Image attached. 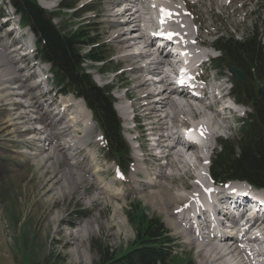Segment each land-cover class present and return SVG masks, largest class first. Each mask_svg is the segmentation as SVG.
<instances>
[{
	"label": "bare ground",
	"instance_id": "obj_1",
	"mask_svg": "<svg viewBox=\"0 0 264 264\" xmlns=\"http://www.w3.org/2000/svg\"><path fill=\"white\" fill-rule=\"evenodd\" d=\"M42 1L46 6H51L45 0ZM87 1L89 0L82 2V5ZM209 1L212 10L213 5H220L223 8L232 7L237 0ZM248 1L250 0H244L240 8L233 7L231 15L235 16L241 8L245 9ZM110 2L109 5L113 4L112 8L107 7L104 13L109 16L104 18L109 22L107 33L116 42L119 61L129 63L128 66L120 69L117 75L125 78L122 84L127 82L131 84L127 83L129 87L117 95L118 100H121V103L116 102L117 114L121 117L124 123L122 126L128 134H131L134 129L138 130V133L129 139L139 141L138 145L133 144L130 155V147L124 138L129 147L130 164L126 169L117 167V174L112 178L115 185L113 191L100 178L102 171H106V168L101 166L99 157L94 154V149L89 143L81 144V139L93 129V125L88 124L90 121L85 127H81V123H86L90 119L93 121L91 112L83 99L71 101L67 97L63 100L65 103L70 101L72 104V106L68 104L70 108H78L80 105L86 107L83 114L75 110L66 111V108L60 105L61 102L50 107L54 102L53 97H37L33 89L39 81L26 85L25 80L29 79L32 73L23 79L21 71L24 66L16 67V62L25 59L27 55L25 52H20L22 46L14 45L17 42L16 38L7 43L8 47H4L11 49L0 51V98L8 99L15 96L17 104L25 108L19 112L17 118L32 112L33 115L26 122L31 120L39 122V125L29 126L26 129L43 134L42 137L33 136L35 139L48 141V146L42 147L45 155L37 158L35 163L43 166V171L49 174L47 181H53L52 195L63 198L66 195L75 194L74 196L79 195L78 200H80L86 192V185L94 184L96 190L90 194L89 201L98 200L103 204L107 196L118 198L120 185L123 182L133 184L134 186L131 187L133 191L140 193L145 202L163 215L166 224L172 227L173 232L182 236L184 241L194 248L198 264H254L253 257L264 262L263 228H259L257 234L248 243L242 244L240 235L234 237V240L222 238V236L211 239L204 237L203 232L192 231L194 224L190 221L184 226V221L189 218L193 209L202 214V192L206 185L211 183V179L208 175V158L206 157L204 170L201 169L200 164L203 159L192 157L187 153L192 145L180 135H174L176 128L188 121L199 137L200 148L205 151L215 149L214 141L232 129L228 123L229 115L226 114V107H216L218 102L225 101V97H215L212 92L214 86H223L224 80L231 76L232 71L229 66L226 67L228 69L226 71L224 66L218 67L205 62V56L211 54L214 46L213 42L207 38L211 34L208 17L204 12L196 9L198 5L203 6L205 1L181 0L182 5L177 4L176 0H111ZM162 9L171 15H164ZM251 13L247 10L244 20L250 18ZM155 18L164 20L170 33L186 44L188 53L185 61L199 62L197 73L192 76L200 79L197 84L201 86L199 87L201 96H191L185 92L184 81L174 84L162 75L163 68L174 72L177 64L167 51L153 53L151 50V31L155 28ZM191 23L195 26L192 27ZM10 32L11 30L5 32L4 37ZM149 33L151 35H147ZM14 52H18L19 56L16 57ZM195 69L189 68L184 72L189 74L196 71ZM125 72H129V77L126 78ZM151 74H157L160 80L154 81L151 79ZM14 81V85L9 84ZM122 84L118 83L116 86ZM19 88L22 89L19 90ZM207 93L213 98L212 103L206 102ZM19 95L25 97V103L18 100ZM123 98L127 100L124 101ZM12 104H16V101ZM238 108L242 107L237 106L235 109L238 110ZM132 112L133 119L138 121L134 125L130 123ZM156 134L157 137L153 138L154 145L150 136ZM58 136L64 139L58 142L56 141ZM69 158L73 161L69 163L67 161L66 168L59 176L51 175L60 162H66ZM206 177L208 181H205ZM187 179H191V181L188 180L190 183ZM242 183L255 192L246 190L239 181L229 182L220 191L228 194L227 202L229 203L239 202L243 206L254 205L258 209L257 201L261 200L264 203V193L262 195L259 191L264 192V189H255L246 182ZM237 191L240 192L238 196L235 195L239 193ZM260 212L264 213L262 205ZM52 218L58 222L62 220L58 212ZM205 220L201 219L203 222ZM94 224L98 227L103 226L98 216H90L79 223L73 231L62 235L69 236L67 237L69 241L71 239L75 241L72 242L71 248L74 255L79 252V246L82 245L81 241L86 234L94 232ZM114 226L122 227L123 223L120 222ZM67 240L65 243H68Z\"/></svg>",
	"mask_w": 264,
	"mask_h": 264
},
{
	"label": "rangeland",
	"instance_id": "obj_2",
	"mask_svg": "<svg viewBox=\"0 0 264 264\" xmlns=\"http://www.w3.org/2000/svg\"><path fill=\"white\" fill-rule=\"evenodd\" d=\"M84 1L86 0H45L51 6H46L42 0H37L36 2L44 9L52 12L53 21L58 25L70 28L83 24L87 30L91 31L92 37L100 45L98 47L100 50L99 54L104 60L95 63L87 61L84 65L91 73L94 82L99 83L98 85L100 86L108 85L111 87L109 94L116 100L117 95L121 93L120 91H123V89H118L116 85L125 81L124 77L121 78L117 74L129 63L127 61H119V52L115 47L116 42L107 33L109 22L104 18H109V16L104 13L106 8L111 6V9L113 4L109 5L111 0H89L83 6L82 2ZM176 1L177 4L182 5L181 0ZM187 1L191 2V0ZM204 1V5H198L196 9L199 12H204L208 17L211 34L207 38L210 41L220 35L233 34L235 37L241 38L248 34L252 27L256 25L261 43H264V0L248 1L245 9L241 8L235 16L231 15L232 8L235 6L240 8L244 0H237L232 7L226 6L223 8L220 5H213L212 10L210 1ZM2 2L5 3V0ZM6 2L12 3L11 0ZM247 10L252 12L251 17L244 20ZM116 18L119 19L121 17ZM3 21L0 19V51L11 49L10 47L6 49L4 47H8L7 43L17 37L13 34L12 27H9V23L6 26V22ZM191 24L192 27L195 26V24ZM10 30L9 35L4 37V33ZM211 50L212 55H217V50ZM14 53L17 57L18 52ZM27 57L26 55L25 59L20 60L26 61ZM20 60L16 62V67H21L22 65L26 68V70L23 69L21 71V77L23 79L26 78L28 70L33 75L35 67L33 65L26 67ZM211 64H215L218 67L224 66L226 71L228 70L226 68L228 66L224 65L225 63ZM125 74L126 78L129 77V72H125ZM228 78L231 79L230 75ZM29 79L25 80V83L27 82L26 85L38 81ZM127 83H124L125 88L129 87L130 83ZM9 84L14 85L15 81ZM263 85L261 82L256 83L255 88L257 89ZM53 90H50L47 94V92L43 91L41 85L39 86L38 82L36 88L33 89V93H36L39 98H50L53 97ZM15 98V96H11L8 99L0 98V264H34L35 262H45L44 264H92L96 258V252L92 247V243L95 240L111 246L115 252H120L129 247L135 239L134 221L127 218L129 203H137L138 212L136 213L142 211L148 216L153 215L160 218L163 226L168 229L169 235L173 238V251L175 252L177 263L188 259L192 264H198L194 248L187 244L182 236L173 232L172 227L166 224L163 215L152 208L148 202H145L140 193L133 191L131 188L134 186L133 184L123 182L120 185L118 198L107 196L103 204L99 203L98 200L89 201L90 194L96 190L94 184L86 185V192L80 200H78L79 195L74 196L75 194L66 195L63 198L52 195L51 185L53 181H47L49 174L43 171V166H38L35 163L37 158L45 155L42 147H47L48 141L35 139L33 136L42 137L43 134L26 129L29 126L39 125V122L34 120L26 122L33 115L32 112L28 113L29 115L17 118L19 112L25 108L18 105ZM17 98L24 102L25 97L19 95ZM53 100L54 102L50 107L58 103V100L55 101L54 97ZM15 101L16 104L13 105L12 102ZM249 111L250 108L247 105H244L241 109L239 108L237 114L230 120V123H233L232 129L222 137L234 140L238 134L242 118L244 119ZM115 112L116 118L121 121L120 124L122 126L124 123L116 110ZM140 121H143V119H140ZM93 124L92 132L81 139V144H85L84 142L89 143L90 147L94 149V154L99 157L98 160L101 159L103 164L106 163V166H102L106 168V171H102L100 178L113 191L115 185L112 182V178L116 175L113 169L116 168L118 171V168L116 163L103 153L101 130L94 120ZM122 128L121 137L127 140L131 155V148L135 143L129 137L136 134L131 132H129L131 134H128L124 126ZM63 139V137L58 136L56 141L59 142ZM214 147L215 149H212L210 153V158L216 151V141ZM27 150H30V152L28 153ZM104 158L105 161H102ZM67 161L69 163L73 159L69 158L66 162H60L56 171L51 175L58 174L56 176H59L62 170L66 168ZM188 180L191 181V179H187V182L190 183ZM240 185L246 186L244 183ZM56 212L59 213V217L62 219L60 222L52 218ZM90 216H98L103 226L98 227L94 224V232L86 234L81 241L82 245L79 246L78 255H74L71 248L72 242L75 241L73 239L69 241L67 240L69 236L63 237L62 235L73 231L79 223H82ZM120 222L123 223L122 227L114 226L115 224H120ZM66 240L68 243H65Z\"/></svg>",
	"mask_w": 264,
	"mask_h": 264
},
{
	"label": "trees",
	"instance_id": "obj_3",
	"mask_svg": "<svg viewBox=\"0 0 264 264\" xmlns=\"http://www.w3.org/2000/svg\"><path fill=\"white\" fill-rule=\"evenodd\" d=\"M12 1L20 22L35 34L37 56L51 64L56 85L84 99L103 132L105 154L122 166L129 159V147L121 138L110 88L97 85L84 65L87 61H103L100 45L91 31L83 24L70 28L58 25L52 12L43 9L36 0ZM213 44L218 51L213 59L216 64L231 61L248 74L246 81L233 79L232 90L251 111L241 121L234 140L220 139L211 158V176L217 182L240 179L264 188V99L255 88L256 83H264V52L257 26L241 38L233 34L217 36ZM129 205L127 218L134 221L136 231L133 243L115 252L111 246L95 240L92 247L96 258L92 264H192L188 259L176 262L173 238L160 218L142 211L136 213L137 203Z\"/></svg>",
	"mask_w": 264,
	"mask_h": 264
},
{
	"label": "water",
	"instance_id": "obj_4",
	"mask_svg": "<svg viewBox=\"0 0 264 264\" xmlns=\"http://www.w3.org/2000/svg\"><path fill=\"white\" fill-rule=\"evenodd\" d=\"M228 66H229L230 70L232 71L233 75L235 76V78L241 79V80H246L247 79V75H246L245 71L242 68H240V67H238V66H236V65H234L233 63H230V62H228ZM257 93L261 97L264 98V85L258 87Z\"/></svg>",
	"mask_w": 264,
	"mask_h": 264
},
{
	"label": "snow or ice",
	"instance_id": "obj_5",
	"mask_svg": "<svg viewBox=\"0 0 264 264\" xmlns=\"http://www.w3.org/2000/svg\"><path fill=\"white\" fill-rule=\"evenodd\" d=\"M163 13H164V15H171L170 13H167L165 10H161Z\"/></svg>",
	"mask_w": 264,
	"mask_h": 264
}]
</instances>
